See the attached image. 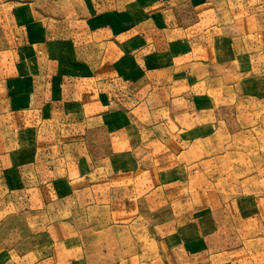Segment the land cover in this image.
<instances>
[{
    "label": "crops",
    "instance_id": "0c3cea01",
    "mask_svg": "<svg viewBox=\"0 0 264 264\" xmlns=\"http://www.w3.org/2000/svg\"><path fill=\"white\" fill-rule=\"evenodd\" d=\"M48 1L0 0V215L72 211L78 225L55 234L76 245L54 264H264V177L251 186L264 173L250 162L264 170V151L238 150L264 145V123L240 130L256 128L241 101L264 70L255 15H238L242 0H169L162 17L159 0ZM165 202L182 204L167 232H145L139 209ZM102 232L135 243L132 256L100 254ZM47 241L26 255L46 257Z\"/></svg>",
    "mask_w": 264,
    "mask_h": 264
},
{
    "label": "rangeland",
    "instance_id": "374dc122",
    "mask_svg": "<svg viewBox=\"0 0 264 264\" xmlns=\"http://www.w3.org/2000/svg\"><path fill=\"white\" fill-rule=\"evenodd\" d=\"M54 1L56 0H51L48 2L53 4ZM159 1H160L159 13H161V17H162V15L166 13L167 9H172V8H171V3L169 2V0H159ZM223 1L230 4V0H223ZM137 2L141 4L142 7H149V6L151 7L153 4V2H148L146 0H137ZM242 2L244 3V6L241 8L245 11L241 10V8H238L239 9L238 15L244 16V17H246L247 15H255L256 22H254V28H253L254 39L253 40L257 44L258 39L264 38L263 32H262L263 27L259 25V22L262 21V18L264 15V0H242ZM50 3L48 4V6L51 5ZM236 3H237V0H236ZM181 4H182V0H181ZM250 12H252V14H247ZM57 14L58 13L54 14V16H52L50 19H52V21L54 22L58 21L59 19H68V20L71 19L70 16H62L60 14L59 15ZM136 19L139 20V17L136 16ZM164 20L168 24L171 23L170 20L167 22L165 17H164ZM128 27H129V24H128ZM2 37L7 39V34L1 33L0 31V41L2 40ZM258 50H259L258 48L255 49V51H258ZM260 56L258 57L261 58ZM241 57L245 58L247 57V55L241 56ZM259 61L260 62H256V63H260L258 67L261 69L264 68L263 62L261 60ZM256 74L258 75L256 79H251L249 80V82L247 81L250 85H252L250 89L254 88V91H253L254 97H252V99H249V101L247 100L241 101L244 105L246 106L249 105V107L254 108V111L252 110V113L254 114V117L256 119L255 121L256 128L248 129V128L242 127L240 128V130H243L241 131L242 135H249L252 132L255 136H262V129L258 128V126H261L264 123V70H261L258 72L255 71V75ZM247 82H244L245 87L247 86ZM242 119H244L243 116L240 117V121ZM242 141L243 143H239V148H238V150L241 152L248 151V147H250L249 151L251 152L264 151V145L246 142L245 139H243ZM229 149L231 150L230 145H227L224 148V150H229ZM232 162H234L233 167L243 168L242 170H240V172H247L248 163L251 162L255 164L256 173H264V170L261 169L262 166L260 165L262 160L251 159V161L249 162L247 158H244V159L234 160ZM251 175H253L251 186L253 185V187L256 188L258 185L257 184L258 180H260L259 185L263 184L262 180H263L264 174H251ZM239 176L241 177L243 176V174H240ZM237 181H238V177H234V174H232L230 178V182L237 183ZM3 189L4 187L1 185V182H0V192ZM19 200L20 199H18V201ZM180 205L179 206L169 205L165 202V203H161L160 205L152 209L148 206L147 208L146 207L140 208L139 212L144 217L143 220H144V224L146 227L145 232H148V233L156 232L157 231L156 227H159L158 229H159L160 234L162 231L166 233L167 232L166 231L167 220H171L174 217L175 210H181L182 206ZM31 208L34 210V208L36 209L38 207H31ZM32 209H28V210H32ZM69 209L74 211V208H69ZM20 210L16 209L13 215L9 214V212L4 213L3 215H0V245L4 253V257H6V260H9L11 264H34L35 262L42 260V259H46V258L47 260L50 261L49 264H54L52 261V257L56 254V252L62 250L63 248H71V247L73 248V246L76 245V242H73L70 239L64 240L60 237V234H55L56 230L57 231L64 230V229H59V228H62L63 226L57 223L61 219L67 221L69 225H75V226L78 225L77 217H71L72 211L68 210L66 212L67 215L63 214L62 216L55 217L54 209L53 208L49 209L45 207L44 208L45 212L43 213L44 216L41 220H39L38 215L33 214V212L31 213V216L27 217L25 213L23 212L24 210L22 209ZM83 216H86L85 212L83 213ZM85 220L86 219H83L81 223L85 224ZM33 222H35V224H33ZM175 224H177V222ZM80 226L82 225L80 224ZM65 234H69V232ZM43 235H46L48 237L46 257L44 254L43 256H37L35 259L28 257V255H26V252H28L29 250L35 249L36 251L37 249H40L39 248L40 242L43 241ZM95 242L99 244L98 245L99 247L96 246L95 248L96 249L98 248L100 254L108 253L110 255L113 254L112 252H114L116 249L119 248L120 244H123L122 249L127 250L126 251L127 256H132V254H129V252L134 248V245H135V243H132L131 241H129V239L125 240L123 237L117 238L116 235H112L111 233H105V232L100 233V235L98 236L96 235ZM93 246H95V244ZM114 254H117V253H114ZM79 258L86 263V255L79 254ZM68 259L70 260L71 256H69ZM96 259L100 260L99 257H96ZM122 259L123 258L110 259L109 260L110 262L106 261V264H131L132 263L130 261V257L127 258L128 260L125 259L121 263L120 261ZM53 260H55V258ZM208 262H211L209 256H208ZM143 264H147L146 261H143ZM211 264H214V262L212 261ZM236 264H237V260H236Z\"/></svg>",
    "mask_w": 264,
    "mask_h": 264
}]
</instances>
